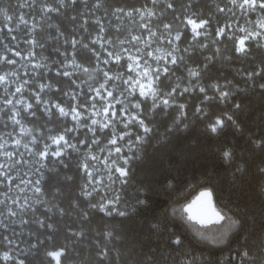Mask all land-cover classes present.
I'll return each mask as SVG.
<instances>
[{
    "label": "trees",
    "instance_id": "1",
    "mask_svg": "<svg viewBox=\"0 0 264 264\" xmlns=\"http://www.w3.org/2000/svg\"><path fill=\"white\" fill-rule=\"evenodd\" d=\"M46 4L59 7L58 0H0V56L6 58L0 75L8 76L0 84V145L21 135L31 145L29 152L0 156L1 167L12 171L0 170V253L13 256L0 264H55L47 253L60 248L67 250L61 264H264V144H257L264 141V39L246 41L245 53L235 50L245 33L240 29L258 30L264 13L244 11L231 0H68L51 13L43 12ZM140 9L153 13L147 19L157 36L170 33L177 63L169 59L162 66L168 71L159 72V107L153 98L134 96L139 120L151 131L133 126L121 152L128 175H116L107 198L102 189L88 187L85 164L90 153L106 149L112 132L72 117L73 109L89 105L104 78L101 71L90 76L76 66L93 68L110 45L101 44V35L119 41L130 31L118 24L121 13ZM189 16L208 21L200 36L186 26ZM220 28L225 35L218 37ZM125 61L111 63L125 69ZM193 70L198 77L190 75ZM220 92L229 95L221 100ZM26 104L31 108L25 110ZM14 111L19 124L11 119ZM225 115L234 123L212 133L209 125ZM60 135L66 142L56 156L50 150ZM28 167L34 187L14 203L8 193L20 186ZM204 188L238 224H201L186 216L183 206ZM104 199L112 203L101 211ZM157 218L166 230H151ZM176 237L180 244L172 243Z\"/></svg>",
    "mask_w": 264,
    "mask_h": 264
},
{
    "label": "rangeland",
    "instance_id": "2",
    "mask_svg": "<svg viewBox=\"0 0 264 264\" xmlns=\"http://www.w3.org/2000/svg\"><path fill=\"white\" fill-rule=\"evenodd\" d=\"M148 11L146 9H140L136 11H125L121 13V17L118 19V24L126 29L130 30L126 35H121L119 41H112L109 38H105L101 35L100 42L102 45H105L97 63L91 69H89V75L92 76L94 72L101 71L103 81L98 83V85L94 88V93L90 98V103L83 110H77L80 113L79 119H76L79 123L88 124L93 128H100V125H92V120L96 119L99 121L104 120L102 115H95L96 112H101L108 105L112 104L117 115L115 117L111 116L109 113L108 119L111 120L110 130L112 132V137L109 139H116V144H108L106 145V149H104L100 153H90V157L88 161H86L87 170L89 173V183L88 187L90 189L100 188L103 190L104 197L108 192L112 191L111 189L114 187V181L116 179V175L120 174L116 171V168H124L122 166V149L123 147H128L129 141L127 138L131 135V131L133 130V126H136L138 123L135 121L129 122V117L135 115L138 117V108L135 107L137 105V101L135 99V95H140L139 86L136 89L130 87L129 84H126L125 81L129 79L131 76L133 80L137 79V75L140 71L143 70V66L145 63L151 66L152 69L161 70L164 66V63L167 62L168 59H164V57L168 53H172L173 55V44L170 33H160L159 36L156 35V29L150 25ZM194 19V18H193ZM197 22H199L197 20ZM191 28V27H190ZM256 31H259L256 30ZM246 33L239 36L242 38ZM133 37H137L138 39H133ZM238 38V39H239ZM238 43V41H237ZM109 53L112 55L109 56ZM148 53H152L151 56ZM119 56L120 59L126 58V68L120 69L118 65H113L112 62H117L115 57ZM130 57H138L139 63L141 64V68L137 69L135 72L131 71L129 68L130 64H133L132 59ZM156 57H161V59L157 60ZM105 61H108L105 63ZM134 66V65H133ZM119 69V70H118ZM160 72V71H159ZM104 73H108L109 76L113 77V79H106ZM140 83L146 84L147 80L143 77H140ZM103 85V88H101ZM156 88V83L154 84ZM100 90V96L96 95V90ZM111 91L113 95L111 97L107 96V92ZM141 96V95H140ZM144 97V96H142ZM150 97V96H149ZM152 98V97H150ZM121 110H123V114H121ZM127 125V126H126ZM22 136V135H21ZM20 137H16L15 140H20V144L17 145L14 141H10L5 143L3 147L0 148V156L9 158L8 155H1L2 152L11 153V157L16 155V150L24 151L31 150V145L28 139H21ZM61 136V135H60ZM59 137V136H58ZM56 137V138H58ZM64 137V136H63ZM121 137H123L121 139ZM66 142L64 140L60 142V144H54L55 149H51L50 152L54 153L59 151L60 153L63 150V146ZM27 146V147H26ZM116 149H120L119 152ZM95 157V159H93ZM19 159H22V156H19ZM0 159V170L4 173L12 172L11 169H5L1 167L3 163ZM35 172V170H34ZM22 182L20 186L11 189L8 193V196L11 201L14 203H19L21 199L25 200V196L31 192L34 187L33 183V171L30 167L26 169L23 173H21ZM210 190L209 188H204L198 192L188 203L183 206L184 209L193 204L194 201L197 200L200 193ZM211 191V190H210ZM108 198V197H107ZM102 204H109L110 199H104ZM212 206L215 207L218 211H220L214 204L212 199ZM186 216L190 219V215L194 214L199 219H191L199 222L200 219H204L207 222L211 223L215 222L214 218L210 215L207 210V207L203 203H197L193 206L192 213L184 211ZM200 223V222H199Z\"/></svg>",
    "mask_w": 264,
    "mask_h": 264
},
{
    "label": "snow or ice",
    "instance_id": "3",
    "mask_svg": "<svg viewBox=\"0 0 264 264\" xmlns=\"http://www.w3.org/2000/svg\"><path fill=\"white\" fill-rule=\"evenodd\" d=\"M68 0H58L59 3V7H53L51 5H44L43 7V12L45 13H51V12H59L60 8H63L66 6ZM72 2L74 3L75 0H72ZM232 4L234 6L239 7L240 9L244 10V11H256L257 9L261 12L264 13V0H231ZM168 8H173V4L169 3L167 5ZM220 11H224V9H220ZM148 15H153V13L149 12ZM9 19H11V17H9ZM185 24L186 26H190L191 27V31L195 36H200L201 32L199 31L200 29H204L207 24L208 21L207 20H199V22H197L196 19H193L191 16L186 17L185 18ZM256 26L259 29V31H254V32H248L247 29L241 28L240 31L241 32H245L246 34L242 37L238 39V43H237V47H236V52L238 53H245L247 51V47H246V41H255L258 38L259 39H264V15L261 16V19H259L258 21H256ZM165 27H169L168 25H165ZM225 35V29L224 28H220L217 31V36H223ZM133 39H138L137 37H133ZM176 40L180 39V34L178 33L175 36ZM15 55L19 56L20 53L16 52ZM112 54L109 53V56H111ZM149 56L152 55V53H148ZM170 57V63L171 64H176L177 63V57L172 55V53H168L164 59H168ZM6 58L4 56H0V60H5ZM130 59H132L133 64L129 65V68L131 71L135 72L137 69L141 68V64L139 63V58L138 57H130ZM157 60L161 59V57H156ZM115 60L117 62H119L120 57L116 56ZM8 63H12L14 64L15 61H7ZM108 61H105V63H107ZM134 65V66H133ZM76 67H78L81 71L83 72H88L89 69L86 67H83L81 65H77ZM159 71L158 69H152L151 66L147 65L145 63V65L143 66V70L140 71L137 75V79L133 80V78L130 76L128 80L125 81L126 84H129L131 88L136 89L137 86H139V91H140V95L144 96V97H152L153 98V102H154V106L155 107H159V105H157L155 103V99L158 97V92L157 89L154 87V84L156 83L157 80H159ZM164 72L168 71V68L165 67L163 68ZM64 75H70V73L65 72L63 73ZM106 79H113V77L109 76L108 73H104ZM190 75L192 77H198L199 73L195 70L190 72ZM140 77H143L147 80L146 84H142L140 83ZM8 80V76L7 75H0V84L5 83ZM42 88L44 87L43 85L41 86ZM262 88H264V85H261ZM101 88H103V85H101ZM200 92H204L205 89L204 88H200L199 89ZM21 91V87L16 88V92L19 93ZM176 91V89L174 88L172 90V92L174 93ZM184 91H189L188 88H185ZM96 95L100 96V90L97 89L96 90ZM113 95V93L111 91L107 92V96L111 97ZM170 96L172 95V93L169 94ZM229 93L227 92H220V99L224 100L228 97ZM205 99H208V97L206 96ZM6 104L11 105L13 103L12 100H7L5 102ZM17 104H20L21 101L17 100L16 101ZM160 104L164 105L165 107H167L169 105V100L167 99H161L160 100ZM60 112L61 115H68L67 112H65V110L60 107L59 105L56 106ZM135 107L139 108V104L135 105ZM181 108H183V105H180ZM236 107H239V105H236ZM31 108L30 104H26L25 105V110ZM197 111L200 112L202 111V109L197 108ZM109 113H111V116L115 117L117 115L114 107L112 104H108L101 112H96L94 113L95 115H102L104 117L103 122L93 119L92 120V125H100L101 130H103L104 128H108L110 127L111 124V120L108 119L109 117ZM121 114H123V110H121ZM18 115L17 112H13V115L11 117L13 123L15 124H19L20 121L18 119H16V116ZM80 113L76 110L73 109L72 110V117L73 119H79ZM135 121L137 123L140 124V126L144 129L145 132H149L151 131L149 128H147L144 125V121L143 120H139L137 116L132 115L129 117V122ZM226 121H233L232 116L229 115H225L224 117H218L212 124L209 125V129L212 133L217 132L218 129L222 128L225 126ZM127 126V125H126ZM93 131L95 129H92ZM21 133H27L30 130L28 129H24L21 128L20 129ZM123 137H121L122 139ZM64 140V137L61 135L58 138H54L52 143L53 144H60L61 141ZM116 139H112L109 141L110 144H116ZM15 144L19 145L20 144V140H15L14 141ZM83 143V141H82ZM257 144H264V141H258ZM0 147H3V145H0ZM27 147V146H26ZM117 152L120 151V149H116ZM53 155L59 156L61 153L59 151L52 153ZM5 155L11 156V153H5ZM40 155L43 156H47L48 155V151L47 149L44 152H41ZM225 158L227 159H231V153L230 152H225L224 153ZM93 159H95V157H93ZM85 167H87V165H85ZM116 171L120 174V177H126L128 175V170L125 168H116ZM261 171H264V169H262ZM38 183V182H37ZM36 191L39 192L40 189L36 188ZM86 195H91V193H85ZM212 191L210 190H205L203 192L200 193L199 197L197 198L196 201L193 202V204L188 205L184 211L189 212L190 214L192 213L193 210V206L197 203H203L206 205L208 212L210 213V215L214 218L216 223H221L223 222L224 224H226L229 228L234 227L236 224L239 223V221L233 220L230 216H228L226 213H223L222 211H218L215 207L212 206ZM109 204H111L112 202L109 201ZM101 211H104L107 208V204H101L100 206ZM112 212H116V209L113 208L111 212H108V215H112ZM11 215H15L14 212H11ZM117 215L123 217L125 215H127L126 212H117ZM190 219H199L196 215L192 214L190 215ZM199 222L201 224L206 223L207 221L204 219H200ZM49 228L52 227V225H48ZM167 226L164 225L158 218L156 220L155 223H153L151 225V230L156 231V232H160L162 230H166ZM76 235H82V233H76ZM109 235H111L109 233ZM11 243V242H9ZM172 243L174 244H180L181 240L179 237H176V239L172 240ZM67 254V250L64 248H60L57 249L55 251H50L47 253V255L55 261V264H61V258L66 256ZM102 256L105 255V253L101 254ZM243 255L247 256L248 253L245 252L243 253ZM13 256L9 253V252H3L0 253V260L3 261H9L12 260ZM16 264H24V260H16Z\"/></svg>",
    "mask_w": 264,
    "mask_h": 264
}]
</instances>
